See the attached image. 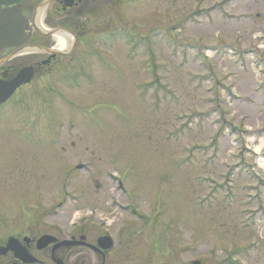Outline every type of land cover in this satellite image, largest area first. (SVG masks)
<instances>
[{
	"label": "rangeland",
	"instance_id": "1",
	"mask_svg": "<svg viewBox=\"0 0 264 264\" xmlns=\"http://www.w3.org/2000/svg\"><path fill=\"white\" fill-rule=\"evenodd\" d=\"M128 2L125 33L78 78L0 110V222L103 209L94 174L115 170L141 197L109 220L146 264H264V0Z\"/></svg>",
	"mask_w": 264,
	"mask_h": 264
},
{
	"label": "flooded vegetation",
	"instance_id": "2",
	"mask_svg": "<svg viewBox=\"0 0 264 264\" xmlns=\"http://www.w3.org/2000/svg\"><path fill=\"white\" fill-rule=\"evenodd\" d=\"M128 1L20 0L13 4H0V110L8 115L16 103H21L18 99L22 94L34 93L43 86L48 87L52 79L58 80L66 75L78 78V73L85 66L98 61L101 57L99 54L103 56L99 47H111L110 43L100 42L104 38L115 35L121 37L125 33L122 21L127 13ZM107 23L110 26L118 25L111 29L110 26L106 28ZM100 26L103 28L98 30ZM59 36L65 40V49L58 46ZM115 59L109 56L100 61L111 69ZM71 69L75 72H71ZM22 70L23 76L29 77V80L22 82L8 98L2 100L7 92L6 84ZM82 168L80 164L76 167L79 171ZM94 176L99 177L93 179L96 183L91 185L93 193L89 196L103 194L104 199L100 201L103 202V209L96 206L93 203L95 200L91 198L93 201L88 202L90 211L68 218L65 225L56 220H45L58 219L61 211L57 210L51 216L43 215L45 221L43 217L32 215L0 222V264H146L142 253H136L135 249L127 246L128 239L117 241L118 231L114 230L109 220L114 216V209H128L129 205L121 204L119 200L130 202L141 197L140 192L128 183L134 177L115 170L95 173ZM76 181L78 190L74 195L73 207L75 209L77 206L83 211L81 184L84 185L85 181L79 178ZM64 188L62 183L59 191H64ZM145 194L150 200V213L154 219L157 214L154 204L163 194L158 190ZM62 199L57 202L58 210L64 207ZM117 243L120 246L117 247ZM165 250L163 255L167 256L169 248ZM157 264L174 263L167 257L166 263ZM187 264H193V261Z\"/></svg>",
	"mask_w": 264,
	"mask_h": 264
},
{
	"label": "water",
	"instance_id": "3",
	"mask_svg": "<svg viewBox=\"0 0 264 264\" xmlns=\"http://www.w3.org/2000/svg\"><path fill=\"white\" fill-rule=\"evenodd\" d=\"M18 1H20V0H0V3L1 4H11V3L18 2ZM23 73H24V70H22L15 79H13L11 82H9L8 84H6V90H7V92L4 95V97H3L2 100L8 98L12 94V92L14 91V89L17 86H19L22 82H26V81L29 80L28 79L29 77L23 76ZM194 264H198V261H195Z\"/></svg>",
	"mask_w": 264,
	"mask_h": 264
},
{
	"label": "bare ground",
	"instance_id": "4",
	"mask_svg": "<svg viewBox=\"0 0 264 264\" xmlns=\"http://www.w3.org/2000/svg\"><path fill=\"white\" fill-rule=\"evenodd\" d=\"M58 46L61 48V49H65L66 48V43H65V40H64V38L62 37V36H59L58 38ZM259 150V148H255V151H258ZM260 163L261 164H263L264 163V158H261L260 160Z\"/></svg>",
	"mask_w": 264,
	"mask_h": 264
}]
</instances>
